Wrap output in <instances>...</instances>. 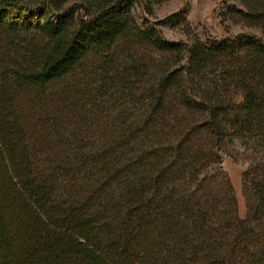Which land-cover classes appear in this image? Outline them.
Here are the masks:
<instances>
[{
	"label": "trees",
	"instance_id": "16d2710c",
	"mask_svg": "<svg viewBox=\"0 0 264 264\" xmlns=\"http://www.w3.org/2000/svg\"><path fill=\"white\" fill-rule=\"evenodd\" d=\"M163 1L0 0V264H264V0Z\"/></svg>",
	"mask_w": 264,
	"mask_h": 264
},
{
	"label": "rangeland",
	"instance_id": "374dc122",
	"mask_svg": "<svg viewBox=\"0 0 264 264\" xmlns=\"http://www.w3.org/2000/svg\"><path fill=\"white\" fill-rule=\"evenodd\" d=\"M233 3L234 0H164L153 7L152 15L147 18L151 22L173 16L166 24L159 27L160 34L169 40L183 38L182 20H186L191 31L200 38L206 35L219 38L243 32L258 34L252 28L227 19L229 15L226 9ZM221 166L229 177L236 199L237 212L242 217L244 205L240 190V173L244 164L223 156Z\"/></svg>",
	"mask_w": 264,
	"mask_h": 264
}]
</instances>
